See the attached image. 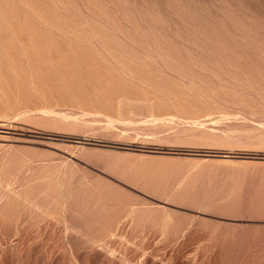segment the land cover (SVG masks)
Wrapping results in <instances>:
<instances>
[{
    "label": "rangeland",
    "instance_id": "rangeland-1",
    "mask_svg": "<svg viewBox=\"0 0 264 264\" xmlns=\"http://www.w3.org/2000/svg\"><path fill=\"white\" fill-rule=\"evenodd\" d=\"M0 264H264V0H0Z\"/></svg>",
    "mask_w": 264,
    "mask_h": 264
}]
</instances>
